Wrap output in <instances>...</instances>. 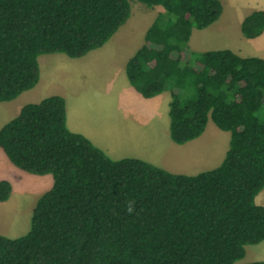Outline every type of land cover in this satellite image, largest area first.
<instances>
[{
  "label": "trees",
  "instance_id": "1",
  "mask_svg": "<svg viewBox=\"0 0 264 264\" xmlns=\"http://www.w3.org/2000/svg\"><path fill=\"white\" fill-rule=\"evenodd\" d=\"M163 6L126 66L145 98L171 93V139H199L209 119L231 133L216 168L196 175L138 158L112 159L68 127L67 101L29 103L0 130L18 168L52 175L29 232L0 234V264H236L264 242V58L230 49L196 54L193 31L222 16L221 0H137ZM132 15L131 0H0V102L37 86L39 57L81 58L103 47ZM264 33V10L242 22ZM13 185L0 181V202ZM246 264H264V261Z\"/></svg>",
  "mask_w": 264,
  "mask_h": 264
},
{
  "label": "crops",
  "instance_id": "2",
  "mask_svg": "<svg viewBox=\"0 0 264 264\" xmlns=\"http://www.w3.org/2000/svg\"><path fill=\"white\" fill-rule=\"evenodd\" d=\"M234 1L235 0H232L233 4ZM237 1L240 4L236 7L237 11H242L246 4L251 1L260 3L261 6H259L258 10H264V0ZM137 8V17H134L132 14L128 22L119 29L109 42L103 47L93 50L81 58H71L64 53L40 56V81L35 88L24 92L21 95V98L24 97L26 103H39L43 99L52 95L63 96L67 101V123L69 129L73 132L85 135L114 160L138 158L153 163L173 173L187 175H196L200 172L211 170H205V168L201 169L202 165L200 164L206 163L205 165H209L216 161H221V164L229 150L230 142L229 146L226 145L227 143H221L220 145L215 144L214 147L210 148V150L203 155H201L202 151H192V157L186 155L185 150L187 146L194 144L192 149H199L197 142L200 140H196L195 143L189 142L184 145H178L172 141L169 117L171 93L166 91L156 97L145 98L141 96L140 93V95H138L133 92L132 85L127 81V74H121L123 77L119 78L123 68H119L118 70V65H121L120 62L124 61L126 73V66L129 61V59L126 60V58L121 60L122 52L126 53L133 50L132 56H134V54L143 46L142 44L137 48L141 41L142 28L140 27L139 30H134L138 27V25L134 26V21L137 18L142 20L149 14V11L144 7L139 6ZM233 10H235V8H233ZM161 12H163V10H160L158 14ZM215 24L216 22L206 29L199 30V33H197V29H195L190 44L192 45L195 42L197 47L204 46L205 48H203V51L225 49L217 48L216 44H213L215 41H218V39L222 40L221 36L225 37L219 33L221 28L215 27ZM149 27L147 26L145 29L146 32ZM215 33H217V37H214ZM224 33H226L225 30ZM261 36L264 37V33ZM137 40L138 42L136 45ZM244 45L246 44L241 46H232L231 44L230 46H227V48L244 57L243 54L247 51ZM107 67H109V69ZM106 69L112 71V76L113 74L116 76V84L112 90V93L115 94L116 98V110L114 115L113 113H108V115H100L95 118L83 117L81 115L82 109L90 105L88 101V98L90 97L89 92L94 93L95 91L93 74L98 71H102L105 74ZM66 75H70V78H68L70 83L64 79V76ZM93 96L94 94H92V97ZM132 100H136L143 108V112L140 115H137L138 113H133L132 110L129 111ZM98 104L103 103L98 102ZM17 108L18 107L14 108L12 103L0 105V120L3 117L6 119L7 116H12L14 112H18ZM2 167H9V164L1 152L0 172L3 170ZM11 179L12 180L9 181L12 183L13 188L18 181H22V178L19 175H14ZM48 181V179L43 178L38 179L37 183L43 186L47 185Z\"/></svg>",
  "mask_w": 264,
  "mask_h": 264
},
{
  "label": "rangeland",
  "instance_id": "3",
  "mask_svg": "<svg viewBox=\"0 0 264 264\" xmlns=\"http://www.w3.org/2000/svg\"><path fill=\"white\" fill-rule=\"evenodd\" d=\"M221 1L224 3L223 4L224 12L222 16L219 18V20L216 21L215 27L221 28L219 33L225 37L221 36L222 40L218 39V41H215L213 44H216L217 48H225V49H228L227 46H230L231 44L232 46L233 45L241 46L243 44H246L244 46L246 47L247 51L246 53L243 54L244 57H250V56L264 57V37L261 36L256 39H248L246 38V36H244L241 27L243 19L248 15H250L252 12L258 10L259 6H261L260 3L251 1L250 3L246 4L245 8L242 11H237L236 7L240 5L237 0L234 1V4L232 0H221ZM131 4H132V14L134 15V17L138 16L137 7L139 6L144 7L149 11V14L146 15V17L143 16L144 18L142 20H140V18H137L134 21V26L138 25V27L134 30H139L140 27L142 28L141 41L137 47L139 48L142 44L143 45L145 44V35H146L145 29L147 28V26L149 27L151 23H153L160 10L164 11V8L163 6H157L156 8H149L146 4L139 2L137 0H131ZM233 8H235V10H233ZM224 30L226 31V33H224ZM196 31L197 33H199V30ZM216 34L217 33H215L214 37H217ZM138 40L136 41V45ZM191 48L193 51H195L196 54H198L201 53L204 50L203 48L205 47L204 46L197 47V45H195L194 42L191 45ZM132 51H128L126 53L122 52L121 60H124L125 58L126 60L130 59V57L132 56ZM120 64L121 65H118V70L119 68H123V71L122 72L120 71L121 73L119 75V78H122L123 77L122 75L124 74L126 75L124 61L120 62ZM107 68L109 69V67ZM108 69L105 70V74L102 71H98L93 74L95 91L94 93L89 92L90 97L88 98V101L90 105L82 109L81 115L83 117L95 118L100 115H108V113H113L114 115V112L116 110L115 108L116 98H115V94L112 93L113 92L112 90L116 84V76L114 74L112 76V71H109ZM68 78H70V75L64 76V79L68 81V83H70V80H68ZM127 81L128 83H130L128 78ZM131 87L134 93L140 95L134 89L133 86ZM92 94H94L93 97ZM21 97L22 96L10 102H0V105L5 103H12V105H14V108L18 107L17 108L18 112H14L12 116L10 117L7 116L6 119H4V117L1 118L0 130L3 128L5 124H7L9 121L17 117V115L20 113V111L25 105L29 104V102L26 103L24 101L25 99L24 97L23 98ZM98 102H102L103 104H98ZM101 105H105V106H101ZM130 105L131 108H129V111L132 110L133 113L136 114L138 113L137 115H140L143 112V108L140 106V103H138L136 100H132ZM0 116H1V109H0ZM230 140H231V133L228 131L221 130L211 119H209L205 133L199 139H197L199 149H192L194 147V144H190V146H187L185 150V154L190 155L192 157L193 154L192 151H197V152L202 151L203 153L201 152V155H203L204 153L209 151L210 148L214 147L215 144L220 145L221 143H227L226 145L229 146ZM195 142L196 140L190 143H195ZM1 152L3 153L4 157L7 159L9 167H5V168L2 167L3 170L0 172V180L9 181L12 180L11 178H13L14 175H19L21 176L22 181H18V183H16L15 185L16 188L14 186L11 198L8 201L0 202V234L9 238H17L29 232L31 228L32 216L35 207L37 205V202L43 194L51 190V188L54 185V178L52 175L30 174L24 171L23 169L16 167L9 160L3 149L0 147V153ZM220 162L221 161L212 162L209 165H205L206 163L200 164L202 165L201 169L205 168V170H207V169L215 168L220 164ZM43 178L49 180L47 185L42 186L37 183L38 179H43ZM256 203L264 206V189L256 197ZM256 261H264V242L257 245L247 246L246 256L242 260L236 262V264H246Z\"/></svg>",
  "mask_w": 264,
  "mask_h": 264
}]
</instances>
